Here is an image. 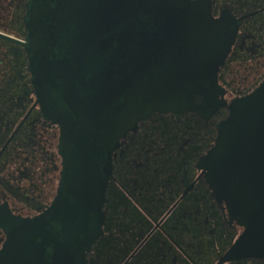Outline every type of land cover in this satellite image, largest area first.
<instances>
[{"label":"flooded vegetation","instance_id":"obj_1","mask_svg":"<svg viewBox=\"0 0 264 264\" xmlns=\"http://www.w3.org/2000/svg\"><path fill=\"white\" fill-rule=\"evenodd\" d=\"M29 2L0 0V264H77L28 237L66 186L96 208L103 196L86 264H264V215L254 228L253 190L238 188L241 173L234 186L229 163L230 120L264 83V0H173L219 23L225 61L177 94L132 101L126 116L95 112L92 102L55 105L38 91ZM63 213L72 211L54 214Z\"/></svg>","mask_w":264,"mask_h":264},{"label":"water","instance_id":"obj_2","mask_svg":"<svg viewBox=\"0 0 264 264\" xmlns=\"http://www.w3.org/2000/svg\"><path fill=\"white\" fill-rule=\"evenodd\" d=\"M175 4L173 0H30L26 46L35 87L55 105L76 101L81 108L92 102L95 112L117 115L120 110L126 116L132 101L152 102L170 91L179 93L175 87L193 79L204 82L225 61V31L219 23L198 19ZM220 47V54L211 56ZM236 109L240 118L230 120L233 130L231 136L228 133L231 180L235 186L236 174L241 173L238 188L244 182L245 191L253 190L257 205L253 227L258 229L257 215H264V83ZM81 162L84 170L86 161ZM67 190L66 186L45 215L31 220L28 237L30 243L51 245L47 254L60 250L63 259L69 261L73 254L77 264H86L84 255L102 232L103 196H98L96 208L86 194L72 196ZM59 209L72 213L55 217Z\"/></svg>","mask_w":264,"mask_h":264}]
</instances>
